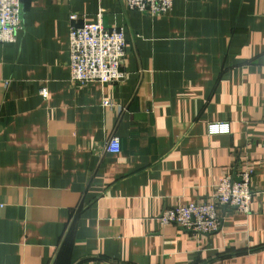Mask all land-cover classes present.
Returning a JSON list of instances; mask_svg holds the SVG:
<instances>
[{"label":"crops","instance_id":"crops-1","mask_svg":"<svg viewBox=\"0 0 264 264\" xmlns=\"http://www.w3.org/2000/svg\"><path fill=\"white\" fill-rule=\"evenodd\" d=\"M100 10L125 29L124 78L76 84L70 15ZM23 13L0 43V264H264V0H174L155 17L23 0ZM246 165L250 213L221 207L211 234L161 222Z\"/></svg>","mask_w":264,"mask_h":264},{"label":"built area","instance_id":"built-area-1","mask_svg":"<svg viewBox=\"0 0 264 264\" xmlns=\"http://www.w3.org/2000/svg\"><path fill=\"white\" fill-rule=\"evenodd\" d=\"M127 7L137 9L150 16L166 15L174 0H124ZM103 10L95 23H77L79 15H70V73L71 81L85 85L90 82L115 83L124 78L122 65L126 56L127 38L123 27L107 28L103 22ZM24 29L23 0H0V43L17 39ZM47 97V92L42 91ZM104 104H109L104 99ZM211 133L228 131L226 122L211 123ZM108 152H119L121 142L111 137L106 145ZM253 167L246 165L241 170L225 175L215 185L212 197L206 202H189L167 207L162 215L164 225L174 224L196 234H211L220 229L221 207L235 208L250 213L252 203L251 179Z\"/></svg>","mask_w":264,"mask_h":264}]
</instances>
